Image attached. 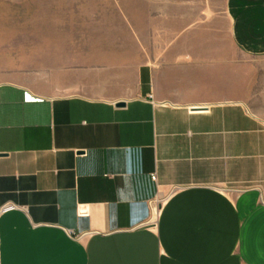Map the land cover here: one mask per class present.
Returning a JSON list of instances; mask_svg holds the SVG:
<instances>
[{"label":"crops","instance_id":"0c3cea01","mask_svg":"<svg viewBox=\"0 0 264 264\" xmlns=\"http://www.w3.org/2000/svg\"><path fill=\"white\" fill-rule=\"evenodd\" d=\"M73 11L0 61V264H264V0Z\"/></svg>","mask_w":264,"mask_h":264},{"label":"rangeland","instance_id":"374dc122","mask_svg":"<svg viewBox=\"0 0 264 264\" xmlns=\"http://www.w3.org/2000/svg\"><path fill=\"white\" fill-rule=\"evenodd\" d=\"M73 10L74 0H0L1 63L17 58L23 65L26 54L36 63L41 58L42 37L51 27L60 26L69 40L77 37L75 28L84 30L89 19Z\"/></svg>","mask_w":264,"mask_h":264},{"label":"water","instance_id":"95a60500","mask_svg":"<svg viewBox=\"0 0 264 264\" xmlns=\"http://www.w3.org/2000/svg\"><path fill=\"white\" fill-rule=\"evenodd\" d=\"M117 106H118V107H123V108H124L125 103H124V102H123V103H118Z\"/></svg>","mask_w":264,"mask_h":264},{"label":"built area","instance_id":"2783aa9c","mask_svg":"<svg viewBox=\"0 0 264 264\" xmlns=\"http://www.w3.org/2000/svg\"><path fill=\"white\" fill-rule=\"evenodd\" d=\"M153 180H156L155 176H152Z\"/></svg>","mask_w":264,"mask_h":264}]
</instances>
